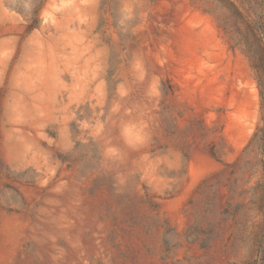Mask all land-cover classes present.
<instances>
[{
	"label": "rangeland",
	"instance_id": "obj_1",
	"mask_svg": "<svg viewBox=\"0 0 264 264\" xmlns=\"http://www.w3.org/2000/svg\"><path fill=\"white\" fill-rule=\"evenodd\" d=\"M0 264H264V0H0Z\"/></svg>",
	"mask_w": 264,
	"mask_h": 264
}]
</instances>
